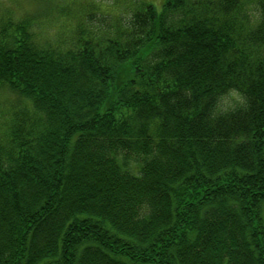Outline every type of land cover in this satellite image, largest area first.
Masks as SVG:
<instances>
[{
  "label": "trees",
  "instance_id": "obj_1",
  "mask_svg": "<svg viewBox=\"0 0 264 264\" xmlns=\"http://www.w3.org/2000/svg\"><path fill=\"white\" fill-rule=\"evenodd\" d=\"M154 5L0 13V264H264V0Z\"/></svg>",
  "mask_w": 264,
  "mask_h": 264
},
{
  "label": "rangeland",
  "instance_id": "obj_2",
  "mask_svg": "<svg viewBox=\"0 0 264 264\" xmlns=\"http://www.w3.org/2000/svg\"><path fill=\"white\" fill-rule=\"evenodd\" d=\"M142 1L144 0H0V13L10 12L17 18L28 14L35 16L32 29L36 39L40 44L54 45L55 40L65 42V36H71L79 22L87 21L92 25L98 23L105 29V25L118 16L126 19ZM145 1L154 2L156 7L162 2ZM237 95L240 97L236 92L222 96L219 108L227 110L241 104ZM2 101L3 97H0V103Z\"/></svg>",
  "mask_w": 264,
  "mask_h": 264
},
{
  "label": "clouds",
  "instance_id": "obj_3",
  "mask_svg": "<svg viewBox=\"0 0 264 264\" xmlns=\"http://www.w3.org/2000/svg\"><path fill=\"white\" fill-rule=\"evenodd\" d=\"M237 99H238V101H239L240 103H243V98H242V97H239V96L237 95Z\"/></svg>",
  "mask_w": 264,
  "mask_h": 264
}]
</instances>
